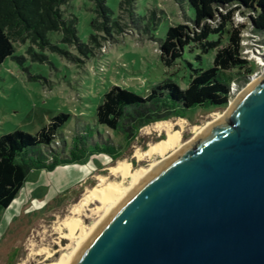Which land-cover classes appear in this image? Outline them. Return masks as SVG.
<instances>
[{
    "label": "rangeland",
    "instance_id": "374dc122",
    "mask_svg": "<svg viewBox=\"0 0 264 264\" xmlns=\"http://www.w3.org/2000/svg\"><path fill=\"white\" fill-rule=\"evenodd\" d=\"M103 1L105 12L98 7V0H67L59 11L64 21L71 22L70 38L52 31L43 41H14L13 58L0 66V136L18 130L33 135L56 115L65 114L67 122L49 150L66 153L75 136L90 130L91 143L109 145L116 153L114 159L89 157L70 170L60 167L31 174L11 204L0 210V264H43L47 252L54 255L53 262L68 254L74 242L60 238L67 234L61 222L74 217L72 208L97 185L98 176L121 183L119 176L109 175V168L118 162L129 163L130 171L146 170L157 162V156L139 160L135 155L166 139L164 131L154 128L157 123L173 125L180 132L182 144H189L194 128L205 126L212 116L227 111L237 95L261 74L264 33L255 31L243 12L233 15L219 39L209 36V41L218 39L216 49L203 55L197 45H189L180 59L166 66L159 49L169 28L190 27L194 15L187 2ZM235 30L239 31L240 57L246 65L226 72L232 81L224 106L194 108L183 118L170 117L143 126L130 141L98 125L96 108L112 88L130 91L140 98L163 82L186 89L197 71L212 67L217 50L227 45ZM61 176L65 179H58ZM123 181L126 187L128 179ZM99 207L93 203L79 215L83 233L98 221L100 214H94V210Z\"/></svg>",
    "mask_w": 264,
    "mask_h": 264
},
{
    "label": "water",
    "instance_id": "95a60500",
    "mask_svg": "<svg viewBox=\"0 0 264 264\" xmlns=\"http://www.w3.org/2000/svg\"><path fill=\"white\" fill-rule=\"evenodd\" d=\"M118 201L65 264H264V67Z\"/></svg>",
    "mask_w": 264,
    "mask_h": 264
},
{
    "label": "trees",
    "instance_id": "16d2710c",
    "mask_svg": "<svg viewBox=\"0 0 264 264\" xmlns=\"http://www.w3.org/2000/svg\"><path fill=\"white\" fill-rule=\"evenodd\" d=\"M185 1L194 19L189 20L190 27L179 25L167 30L159 49L166 66L180 59L189 45H197L203 55L216 49L218 39L235 13L243 12L254 30L264 33V0ZM65 2L67 0H0V66L13 58L14 41L24 38L43 41L52 31L63 32L70 38L71 22L64 21L59 11ZM103 2L98 0V7L105 12ZM211 35L218 39L209 41ZM240 43L239 31L235 30L227 45L217 50L212 67L197 71L186 89L163 82L147 97L140 98L130 91L112 88L96 108V122L130 141L143 126L170 117L183 118L186 111L194 108L224 106L232 81L226 72L246 65L240 57ZM67 119L68 115L58 114L33 135L18 130L0 136V210L11 204L32 172H52L57 167L79 164L94 155L115 158L113 147L90 142L93 135L90 130L75 136L66 153L49 150Z\"/></svg>",
    "mask_w": 264,
    "mask_h": 264
},
{
    "label": "bare ground",
    "instance_id": "6f19581e",
    "mask_svg": "<svg viewBox=\"0 0 264 264\" xmlns=\"http://www.w3.org/2000/svg\"><path fill=\"white\" fill-rule=\"evenodd\" d=\"M264 67V66H263ZM262 67V68H263ZM253 82H251L247 87H249ZM234 101V100H233ZM230 103V106L233 104ZM228 110L223 114H218L212 116V121L201 128H194L192 130L193 140L198 137L201 133L206 131L208 128L219 123L227 114ZM154 128L158 131H164L166 139L161 140L149 147L145 152H137L135 155L139 160L144 158H150L151 156H157L158 161L152 164L148 169H137L130 171V164L127 162H118L115 166L109 168V175L112 177L119 176L121 178V183L108 182L107 177L98 176L97 185L87 190L81 201L72 208L71 215L73 218H67L61 222V227L67 230L66 235H62L60 228L59 231L60 238L67 239L74 242V247L68 254L61 255L56 261L53 262V254L45 253L43 264H65L76 248L82 243V241L89 235V233L96 227V225L103 219V217L114 207V205L129 194L132 190L138 187L144 179L154 171L159 165L173 156L175 153L179 152L183 147L188 145V143L182 144L180 132L173 128V125L169 123H157ZM192 140V141H193ZM128 179V185L125 187L122 185L123 180ZM93 203H98L99 208L94 210V214H100L98 216V221L87 229V233H83L82 221L78 218L79 215L87 209L89 205ZM80 229V234L77 231ZM66 249V248H65Z\"/></svg>",
    "mask_w": 264,
    "mask_h": 264
},
{
    "label": "crops",
    "instance_id": "0c3cea01",
    "mask_svg": "<svg viewBox=\"0 0 264 264\" xmlns=\"http://www.w3.org/2000/svg\"><path fill=\"white\" fill-rule=\"evenodd\" d=\"M95 156V155H94ZM91 157H93V156H91ZM78 165H76V164H73V165H67V166H60L61 168H63V169H66V170H70V168H72V167H77ZM60 167H57L54 171H56V170H58ZM40 172H42V171H38V172H32V173H30L29 174V176L31 175V174H33V173H40ZM69 172V171H68ZM66 174H68V173H66ZM69 174H71V173H69ZM65 175V174H64ZM28 176V177H29ZM67 177V176H66ZM58 178V177H57ZM60 178H64L65 179V177L64 176H61V177H59L58 179H60Z\"/></svg>",
    "mask_w": 264,
    "mask_h": 264
},
{
    "label": "built area",
    "instance_id": "2783aa9c",
    "mask_svg": "<svg viewBox=\"0 0 264 264\" xmlns=\"http://www.w3.org/2000/svg\"><path fill=\"white\" fill-rule=\"evenodd\" d=\"M232 90H233V91L236 90L235 85H234V88H233Z\"/></svg>",
    "mask_w": 264,
    "mask_h": 264
}]
</instances>
